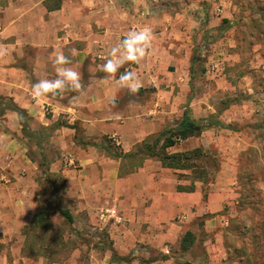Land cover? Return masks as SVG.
<instances>
[{
  "label": "rangeland",
  "instance_id": "rangeland-1",
  "mask_svg": "<svg viewBox=\"0 0 264 264\" xmlns=\"http://www.w3.org/2000/svg\"><path fill=\"white\" fill-rule=\"evenodd\" d=\"M52 1L58 4V0ZM120 1L129 13L141 16L142 27L148 26L145 19L153 18L158 32L154 43L159 53L168 48L179 55V63L167 64V73H160V78L167 80L170 74L179 82L185 79L186 101L161 104L164 109H169L170 104L175 108L170 111V118L165 119V126L178 121L188 106L195 119H216L225 127L213 126L201 137L169 149V152H183L203 147L211 158L208 175L213 181L197 183L203 194L202 202L193 204L187 195L179 194L180 199L175 203L179 209L182 204V208L168 219L169 223H163L173 230L174 240L188 231L194 233V245L184 252L180 246L161 249L136 243L126 255L119 256L129 262L119 264H133L135 260L139 264H264V0ZM133 6L138 9L133 10ZM193 57L197 60L192 66ZM7 113L0 112V132L16 137L17 133L8 127ZM44 134L48 138L52 136L50 130H44ZM49 141L50 138L47 144L50 146ZM105 141L100 140L99 147ZM21 145L24 150H13L15 174L34 178L28 186L33 194L34 213L45 216L39 221L42 228L31 227V223L24 229L27 237L24 254L44 258L42 264H92L94 257L105 252L100 239H106L104 248H113L104 230L98 232L101 221L97 213L103 208L104 214L109 215L115 208L119 214L118 200L113 197L111 202H90L86 206L95 216L88 215L82 205L85 199L71 198L68 194L73 191L70 181L81 169L79 164L65 162L70 156H62L51 145L48 161L61 158L64 168L50 172L51 164L48 169L39 165L42 159L34 143L24 141ZM115 145L114 149L121 152ZM30 153L35 161L28 167L27 161H32ZM10 156L0 151V165ZM138 162L139 159L126 160L123 170ZM149 164L162 176L159 162L152 160ZM2 167L0 183L15 175ZM178 175L165 171L163 190L174 192L178 183L190 184L184 179L177 180ZM186 202L192 205L187 207ZM60 209L71 211L72 224L61 216ZM110 219L109 224L115 221L113 217ZM109 262L114 263L112 256Z\"/></svg>",
  "mask_w": 264,
  "mask_h": 264
},
{
  "label": "crops",
  "instance_id": "crops-1",
  "mask_svg": "<svg viewBox=\"0 0 264 264\" xmlns=\"http://www.w3.org/2000/svg\"><path fill=\"white\" fill-rule=\"evenodd\" d=\"M57 2L0 0V96L12 99L27 111L32 118V130L52 132L49 144L57 147L62 156H70L65 162L79 164L81 169L73 174L70 181L73 191L68 194L71 198L85 199L82 205L88 215L95 216L93 209L91 212V208L86 206L90 202H111L113 197L118 200L119 214L115 208L109 215L104 214L103 208L96 212L101 221L98 232L104 230L118 256L126 255L136 243L161 249L170 245L180 246L182 238L174 240L173 230L163 223H169L168 219L182 208V204L179 209L175 203L180 199L179 194L187 195L193 204L202 202L203 194L197 187L198 182H195L194 192H178L180 183L174 192H167L161 183L165 171L189 172L160 165L161 176L149 164L152 160H145L134 172L121 175L120 169L126 160L109 156L98 145L100 140L108 139L126 155L167 127L165 119L170 118V111L175 110L171 108L172 104L186 101V85L185 79L179 82L175 75L169 74L167 80H162L160 73H167V64L179 63V55L168 48L159 53L154 43L158 40V32H155L153 18L145 19L148 26L142 27L141 16L129 13L120 0ZM132 9L138 8L133 6ZM133 30L149 31L151 47L138 65L125 63L119 69L117 76L124 71L137 74L136 82L120 87L113 79H104L107 74L100 71L99 66L109 58L111 49L119 40ZM56 52L69 57L71 63L68 66L80 74L82 88L66 90L54 98L37 99L31 93V86L40 79L56 77L52 64ZM164 103L172 104L169 109H164L161 105ZM6 117L9 119L8 127L17 134L15 137L0 132V151L11 155L10 160L0 166L15 174L13 150H24L21 144L27 140L18 127L21 126L18 115L8 111ZM74 125L77 129L72 128ZM6 136L9 139L3 138ZM76 137L83 143L92 144L82 145ZM32 162L27 161L26 166ZM63 163L61 158L52 162L50 172H59L64 168ZM12 176L0 183V264H42L44 258L36 259L24 254V229L32 223L35 214L33 194L28 187L34 178ZM181 179L190 182L178 175L177 180ZM191 203L186 202L185 205L190 207ZM112 217L115 221L109 224ZM99 244L105 251L104 255L94 257L92 264L110 263L112 251L103 247V239ZM133 264H139L138 260Z\"/></svg>",
  "mask_w": 264,
  "mask_h": 264
},
{
  "label": "trees",
  "instance_id": "trees-1",
  "mask_svg": "<svg viewBox=\"0 0 264 264\" xmlns=\"http://www.w3.org/2000/svg\"><path fill=\"white\" fill-rule=\"evenodd\" d=\"M58 6V5H57ZM226 22V21H224ZM197 60V57L192 58V66ZM191 66L190 72L193 73V67ZM0 112L13 111L18 115L19 123L21 125V132L23 138H25L29 143H34L36 149L39 150L41 156L40 166H46V168L54 162L57 157H53L48 161V152L51 149V146L48 144V136H44L42 130L36 131L31 129L32 118L28 115L25 109L20 108L16 105L12 99L8 97H2L0 99ZM69 126V125H68ZM213 126L225 127V125L216 119L208 120L206 118L195 119L192 115L190 108L187 106L183 112V115L180 120L176 121L173 124L168 125L164 130L158 134L149 137L146 139L142 145H140L136 151H132L124 155L121 152H118L114 149L113 145L108 139L107 144L102 145V149L105 152L112 156L113 158L121 160H136L139 159V162L131 167L128 170L120 169V174L123 175L134 172L135 169L141 167L145 160H156L161 163L162 167L186 171L189 173H180V176H184L189 179L190 184L188 186L178 185V192H194L196 189L195 182L207 183L210 179L208 175V168H211L210 160L211 158L204 151L203 147H196L194 149L183 151V152H169V149L177 146L180 142L189 140L191 138H198L203 135V133L210 129ZM72 128H76L74 125ZM78 142L82 145L92 144V143H83L81 138L76 137ZM116 148V147H115ZM31 156V153H30ZM30 159L35 161L31 156ZM48 169V168H47ZM196 173L197 177H194ZM194 174V175H193ZM59 213L65 220L72 224L74 222L73 214L68 209H60ZM45 216L43 213L36 212L32 221V226H37L42 228L43 226L39 221H43ZM27 238V237H26ZM196 238L194 233L188 231L181 239L180 249L182 251H188L195 243ZM103 242H106L104 238ZM112 251V261L114 262H126L129 261L124 257H119L116 251L111 248Z\"/></svg>",
  "mask_w": 264,
  "mask_h": 264
},
{
  "label": "clouds",
  "instance_id": "clouds-1",
  "mask_svg": "<svg viewBox=\"0 0 264 264\" xmlns=\"http://www.w3.org/2000/svg\"><path fill=\"white\" fill-rule=\"evenodd\" d=\"M152 35L146 30H133L127 32L124 37L111 49L107 58L99 70L106 73L104 79H113L120 87L133 84L137 80L135 71L119 72L125 64H139L147 55L151 47ZM73 54L75 49L72 50ZM71 61L63 52H56L52 60L56 77L54 79L43 78L33 83L31 86L32 95L39 99L42 97H57L66 90L78 91L82 88L80 74L69 67Z\"/></svg>",
  "mask_w": 264,
  "mask_h": 264
},
{
  "label": "built area",
  "instance_id": "built-area-1",
  "mask_svg": "<svg viewBox=\"0 0 264 264\" xmlns=\"http://www.w3.org/2000/svg\"><path fill=\"white\" fill-rule=\"evenodd\" d=\"M115 141V140H114ZM114 141L112 142L114 144ZM111 142V141H110ZM104 144H107V141L104 143Z\"/></svg>",
  "mask_w": 264,
  "mask_h": 264
}]
</instances>
